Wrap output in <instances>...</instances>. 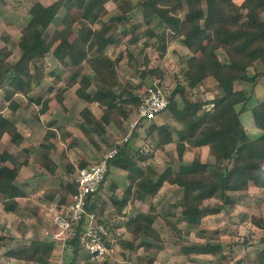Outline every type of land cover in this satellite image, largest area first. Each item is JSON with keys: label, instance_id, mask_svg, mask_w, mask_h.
Segmentation results:
<instances>
[{"label": "trees", "instance_id": "obj_1", "mask_svg": "<svg viewBox=\"0 0 264 264\" xmlns=\"http://www.w3.org/2000/svg\"><path fill=\"white\" fill-rule=\"evenodd\" d=\"M108 1L55 0L48 5L40 1L33 2L27 10L25 25L16 42L19 55L13 60L10 47L5 45L0 48V90L3 99L11 115H17L19 110V103L14 98L16 93L22 94L32 103L41 104L38 112L44 113L48 108L49 97L33 99L28 94L39 85L44 75V57L51 54L61 68L75 69L58 90L63 93L78 84L75 93L86 103L80 112L85 123L94 131L101 132V123L108 125L114 121L121 133L122 120L137 111L140 95L149 85L141 90L145 85L144 80L148 77L152 81L157 79L164 89L166 72L158 66L141 69L139 55L144 54L149 46L163 57L169 50L170 42L179 40L186 50V54L180 56L183 59L179 71L182 82L176 83L169 93L166 109L180 125L173 130L177 135L174 141L176 160L161 171H156L151 161L148 162L149 158H142L148 163L141 165L139 159L129 157V138L120 145L114 144L111 149H116V153L109 160V166L117 165L126 169L130 180L127 190L129 195L123 197L122 202L134 195L144 196L148 203L147 211H139L126 219L124 228L130 234V239L119 237L115 241L123 250L120 255H124L125 251L142 249L144 255L136 258V264H142L144 259L148 264H153L154 258L149 257L152 242L163 241L161 232L154 227L155 221L160 219L175 235L174 245L179 246L180 254L186 260L192 261L193 256L202 254V242L188 241L183 236H189L194 228L195 234L205 242V253L218 255L223 252V247L220 243H212V240H219L217 231L207 234L206 230L201 229L203 218L219 214L224 207H234L231 193L248 191L251 187L264 190V97L257 98L250 109L253 127L260 133L250 134L241 121V115L253 97L252 92L234 88L235 82L254 85L259 79H264V0H242L239 4L234 0H137L136 3L134 0H120L117 16H109L105 7ZM74 9L79 10V20L72 14ZM135 9L148 26L143 33H135L129 40L132 43L145 38L143 45L136 52L127 49L112 59L107 55L106 48L114 43L118 45L116 37L124 38L127 33L124 30L117 34V24L124 22L126 15ZM61 10L60 27L55 29L54 36L45 38L44 32ZM138 26L135 24L132 27L136 29ZM74 31L76 34L71 40ZM123 57L131 70L141 77L138 85L129 81L120 85L117 67ZM83 63L90 67V71L80 75ZM142 63H148L145 54ZM257 63L263 69L249 75V69H255ZM36 69L37 76L34 73ZM61 80V75L57 74L52 85H48L47 92H51ZM210 80L215 81L216 85L212 89L218 90V93L209 101L191 100L195 89ZM91 86L94 91L89 92ZM177 97L182 106L177 104ZM93 103L102 111L100 122L88 108ZM203 104H210V107L200 110ZM25 114L22 113V116L25 117ZM87 115H91V118ZM84 132L91 144H95L92 135L86 130ZM154 133L160 143L172 141V132L166 126L149 124L147 134L153 136ZM3 134H7L11 142L21 148L23 136L18 132L15 120L0 112V136ZM52 135L54 133L47 130L44 138L48 139ZM203 147H207L208 160L202 161L196 155L189 162H184L183 155L187 151ZM136 155L139 153L136 152ZM25 157L19 162L5 149L0 151V195L3 196L1 205L6 212L20 210L17 198L25 196L16 183L19 169L26 164L28 155ZM44 166L50 173L53 172L46 164ZM74 171L75 167L70 164L67 172L72 174ZM165 183L178 186L180 192L167 202L165 208L157 210L153 199ZM74 191L72 180L61 185L57 189L59 202L69 204ZM50 192L44 191L47 197ZM88 208L93 210L92 206ZM251 220L264 228V221L260 217L251 216ZM179 222L186 227L179 226ZM260 242L263 247L255 253L256 264H264V236ZM65 244L74 255L78 249H82L75 237L66 239ZM55 246L53 242L35 239L29 246L9 249L5 257L26 263L53 264ZM89 259L86 252L84 264H108L106 259L95 263ZM239 262L237 260L234 264ZM68 264H73V261Z\"/></svg>", "mask_w": 264, "mask_h": 264}, {"label": "rangeland", "instance_id": "obj_2", "mask_svg": "<svg viewBox=\"0 0 264 264\" xmlns=\"http://www.w3.org/2000/svg\"><path fill=\"white\" fill-rule=\"evenodd\" d=\"M36 1H40L43 5H48L55 0H0V48L4 47L5 45L10 47L13 53L11 57L13 60L19 55V50L16 46V42L18 41V38L20 36L21 29L25 25V15L30 5ZM119 1L120 0H109L108 2H106L105 7L109 12V16H117V14L119 13V9L117 8ZM136 1L137 0H134L133 2L136 3ZM234 1L239 4L242 0ZM62 14L63 10H61L59 16L49 26L48 30L44 32L45 38L54 36L53 33L55 29H58L60 27L59 17H61ZM72 14L77 20H79L78 9H74L72 11ZM126 17L127 18L124 20V22L117 24L116 31V33L118 34L121 31L126 30V36L124 38L116 37V39L119 40L118 45H115L114 43L106 48L107 55L112 59L117 57L120 52L125 53L127 49L136 52L137 49L143 45V41L145 38H141L139 41L132 43H130L129 39L133 37L135 33H143L148 25L143 21L142 16L138 13L137 9H135L133 12L128 13ZM135 24L139 25L136 29L132 27ZM74 26H78V24H75ZM75 34L76 31H74V33L70 36L71 40L74 38ZM175 51L176 54L178 53L179 57H183V55L186 54L185 48L182 46L180 41L176 39L170 42L169 50L163 57L159 56L157 50H154L148 46L144 50V54L148 58L147 65H144L142 63L144 54L139 55L141 69H144L146 67L150 68L152 66H158L166 72V76L163 81V87L168 95L174 88L176 83H178L179 81L182 82V76L179 71L181 69L183 59L182 57L179 58L175 54ZM43 61L45 63L44 65H42V68L44 69V75L41 78L39 85L35 86L28 95L33 99L41 97L42 100L46 97H49L48 106H50L49 108H51V116H48L44 119H52L53 117L64 118V121L62 122L60 127H69V129L73 130V132L77 135L78 139L75 140L76 143L73 145L76 147L77 145H79L80 148L82 147L81 150L91 146V142L88 145L86 144V139L88 138L86 137L85 133L78 130L77 127L79 124L85 122L82 116H78V112L81 111L84 106L86 107V103L78 98L75 93L78 84L67 88L63 93L58 90L59 87L65 85L75 69L73 67L67 69L61 68L59 64H57L56 59L51 54H46ZM117 68V77L121 86L124 85L126 81H129V83L134 85H138L141 82V77H139L138 73H135L131 70V68L127 64L126 58L123 57L122 60H120ZM262 69V66L257 63L255 69H249L248 74L253 75L255 70ZM37 71V69L34 70L35 76H37ZM89 71L90 67L86 63H83L80 68V75L88 74ZM57 74L61 75L62 80L57 84V86H55V88L51 92H47L48 85H52V80ZM151 82L152 78H146L144 80L145 85L141 87V90H143L145 86H147ZM215 85V81H207L205 85L195 89L191 96V100L199 101L212 98L216 93H218V90L212 89ZM235 86L238 89L244 88L247 93L252 92L253 97L246 105V111L241 115V121L250 134L254 133V135H257L260 133V131L253 127L250 109L252 105L257 101L258 97H264V79H259L254 85H252L251 83H245L243 85L241 82H237L235 83ZM225 88H227V84H225ZM92 91H94L93 86L89 88V92ZM3 98L4 95L0 90V112H2L5 116H11L10 110L7 106V102L4 101ZM14 98L19 99L21 103H26V99L20 93H16L14 95ZM176 101L179 106H182V102L179 97L176 98ZM27 107L30 108H27V111H25V108H22L23 111L34 115V113H37L39 111L41 104H37L35 106L31 104ZM88 108L91 110L93 109L94 115H96V119L100 122V117L102 115V111L100 110V108L95 103L89 104ZM238 108H240V106H238ZM112 115L113 114H111V116ZM136 118V112H133L129 118L122 120L121 133V129L116 127L114 121L110 122V124L108 125H106L105 123H101V132H96L90 125H87V129H89L88 132L93 133L92 137L96 147L94 156L98 157L99 155L101 156L105 154L114 146V144L120 145L125 137L129 138L131 136V133H133V136H135L134 139H136V137L138 136L136 135V133H138L140 136L138 146H135L136 144L134 145L135 147L128 146L129 150L131 151L132 157L138 159L139 155H141L142 153L140 157L150 158V164L156 171H161L170 162L174 163L176 160V148L174 141L177 139V135L173 130L179 128L180 125L172 117L171 113L168 110H164L153 120L139 121V123L136 125V128L131 133H129L127 129L128 124ZM151 123L163 126H165L166 124L167 126L170 125L169 127H167V129L172 132V141L160 143L159 138L155 136V133L153 136H149L147 134V128ZM19 127L20 129L23 128L21 125ZM139 130L141 131L140 133ZM133 136L131 138H133ZM29 138L35 142L34 138V140L30 136ZM97 141L99 143H97ZM5 142L8 144V136H5V134H3L2 136H0V151L5 149ZM72 143L73 140L69 138L67 142V148H69L70 144ZM73 151L77 154L81 153L77 151V149ZM136 152H138L139 155H136ZM33 155L35 156V154ZM196 155L199 156L202 161H206L209 159L207 147H203L200 150L192 149L187 151L183 155L184 162H189ZM140 163L144 162L140 161ZM36 173H38V171L34 169V171L22 172L20 174V180L23 181H20V183H24V185L26 186V190L30 191V194H33L31 196V200L34 203L35 208H33V205L31 206V209L33 210L30 211V215L22 217L20 216V210L16 212L4 211L1 205L3 196L0 195V264H36L26 263L15 258L5 257V252L9 249L29 246L35 239L46 240L56 244L53 252V264H68L72 261L73 264H84V261L86 260V252L84 251V253L82 251L83 249H78V252L76 253V255H74L71 248L66 246L63 239H57L56 237H54L56 229L55 227L53 228L54 224H50L53 223L52 218L54 212L56 210L60 211L59 208L61 206H59L58 209L57 207H54V210L52 211L45 210L47 212L43 213L39 211V206H36L35 200L37 199V197H39V195L35 191H37V189L40 187L38 183H33V179L37 178V176L35 175ZM67 178L68 182L72 180L73 175L70 177L67 176ZM50 180L51 178L48 177L46 183ZM54 180L55 183L58 182L57 179L54 178ZM16 182L18 183V181ZM36 187L38 188L36 189ZM166 189L167 188H165L164 190L160 189L157 196L153 199V203L156 205L155 207L157 210L165 208L167 202L178 195L173 190L175 188H173L172 190H170V193H172L170 197H166ZM230 195L233 197V200L235 202L234 207L227 206L224 207V209L219 214L208 215L204 217L201 224V229L206 230L207 234L212 233L215 230L217 231L216 233L219 236V240H212V243L213 245L220 243L223 247L222 253L218 255L206 254V248L204 246L205 242L195 234L196 229L194 228L192 229L189 236H183L188 238V241H196L199 243L202 242V254L193 256L192 261L186 260L185 257L180 254L179 246L174 245L173 240L175 239V235L168 227L164 226V223L160 219H158L155 221L154 227L161 232L163 241L152 242V248L149 250V257L154 258L153 264H234V262L237 260H240L239 264H256L255 253L257 250L263 247L262 243L260 242V238L264 236V228L255 225L251 220V216H255L257 218L260 217L264 221V190L251 187L248 189V191L231 193ZM28 201H25L23 199L21 203H23V205L27 207L31 204ZM211 202L214 203L213 201ZM146 209H148V203H146L145 210ZM39 214L43 215L42 219H45L44 221L40 222V219L38 218ZM133 214L134 213L131 212V215ZM174 219L176 220V217ZM43 222H45V224ZM43 226H46L47 231L39 234V231ZM179 226L183 228L186 227L185 224L180 222ZM123 235L120 236L123 240L130 239V234H126L125 238L123 237ZM111 238L109 237V240H111L110 242L113 244V253L106 258L108 264H136V258L138 256L144 255L142 249L131 252L125 251L124 255H120L119 253L122 250L119 248L115 241L117 238H119V235H113V237ZM89 260L91 263H95L94 260ZM142 264L148 263L144 259L142 260Z\"/></svg>", "mask_w": 264, "mask_h": 264}, {"label": "crops", "instance_id": "obj_3", "mask_svg": "<svg viewBox=\"0 0 264 264\" xmlns=\"http://www.w3.org/2000/svg\"><path fill=\"white\" fill-rule=\"evenodd\" d=\"M235 83H234V88L238 89L236 88ZM25 99H26L25 101L26 103H21L19 99L15 98V100L19 103V110L17 112L18 114L6 116L11 120H15L17 130L23 136V139H22L23 143L21 145V148L19 149L15 144H13V142H11L10 140V137L7 134H5V136L6 135L8 136V144L5 142L6 144L5 150L8 153H10L13 157H15L16 160L19 162H22L23 159L26 158L25 157L26 154L28 155L26 164H23L21 166L18 172V176L16 178V181H18V183L16 182L17 185L25 192L24 197L17 198V201L20 205V216L22 217L30 215L31 213L30 211L33 210L31 209L32 205H33V208H35V205L33 201L31 200V196L33 194H30V191L26 190L25 188L26 186L24 185V183L23 184L20 183L21 181L20 174L22 172H31V171H34V169L38 171V173L35 174L37 178L33 179V183H38L40 185L39 188L36 187V189L37 188L38 189L37 191H35L39 195V197H37V199L35 200L36 206H39L40 208L39 211L42 213L47 212L48 210L52 211L54 210V207H57L58 209L59 205L61 206L59 208L61 211L65 208L66 205L62 204V201L59 202V196L57 194V189H59L61 185H65L67 183V179H68L67 176L70 177L74 175V173L76 172L77 168L80 165L82 164L89 165L91 163H94L100 156V155L98 157L94 156L96 152L95 144H91V146L87 148L83 147L84 148L83 150H81L82 147L80 148L79 145H77V147L73 145L76 143L75 140H77L78 138H77V135L73 132V130L69 129V127L68 128L60 127L62 122L64 121L63 120L64 118L53 117L52 119H44L48 116L49 117L51 116L50 114L51 108H49L50 106H48L47 110L44 113L37 112V113H34V115H31L26 112L25 117H23L22 113L27 111L28 110L27 108H30L27 106L31 104H33L34 106L37 105L34 102L32 103L28 101L27 98ZM210 99L199 100V101H209ZM208 107H210V104H203L200 110H204ZM22 108H25L26 110L23 111ZM89 110L91 111V114L94 115L93 109L92 110L89 109ZM79 112H78V116L80 117ZM37 115L38 117L36 118ZM87 116L88 118H91V115H87ZM94 116L96 118V115ZM29 119H33L34 121H30ZM20 125L23 127L22 129H20L19 127ZM165 126L169 127L170 125L167 126L166 124ZM77 127H78V130H80L83 133H85L84 132L85 130L86 131L89 130L87 129L88 126L85 122L79 124ZM47 130L53 132L54 135L50 136L48 139H45L44 136ZM140 132L141 131L139 130V133ZM88 134L93 135L92 132H88ZM136 135H138L137 137L139 138L136 137V139H134L135 136H133L131 133V136L129 137V139L132 136L133 138H131L128 142L129 147L138 146L140 136L138 133H136ZM29 136L32 137V139L34 138L35 142L32 141L29 138ZM69 138L73 140V143L70 144L69 148H67L68 146L67 142ZM86 141H87L86 143L87 145L90 144V140L86 139ZM97 143L99 142L97 141ZM76 149L77 151L81 153L79 154L75 153L73 150H76ZM127 152L130 154L129 157H131L132 156L131 151L128 150ZM33 154H35V156ZM141 155H139V158H138L139 162L143 160L142 157H140ZM46 158L47 160L44 161V159ZM145 158H148V157H145ZM149 161H151L150 158L148 162ZM148 162H144V163L146 164ZM144 163H140V164L142 165ZM45 164L47 167H49V170L53 171L52 173H50V171L47 170V168L44 166ZM70 164L75 167V171L73 174L67 172V168L68 166H70ZM48 177H50L51 180L46 183V180H48ZM54 178L58 180L57 183H55ZM129 185H130V180L128 177L127 170L117 165L110 166L109 173L106 177V180L100 185L96 193L90 198L89 206L93 207V211L97 213V215L102 219V221L106 225L108 236L110 238L113 237V235H119L120 237L123 234L125 235L129 234L126 232L124 228V223L126 219H128V217L132 216L131 212L136 214L139 211L141 212L147 211V209L145 210V206L147 202L144 200V196L140 197V196L132 195L130 196L131 198L128 196L129 197L128 200L126 202H122L123 200L122 198L123 197L125 198L127 195H129L127 192ZM165 188H167L166 197H170V195L172 194L170 193V190H172L173 188H175L173 190L177 194H179L180 192V188L176 185L165 183L161 189L164 190ZM46 190L51 191L49 193V197H47V195L44 193V191ZM23 199L25 201L29 200L28 202H30L31 204L28 205L27 207L24 206L23 203H21ZM55 212H59V211L56 210ZM45 214H48V213H45ZM42 216L43 215L39 214L38 218L40 219V222L45 220V219H42ZM43 223L45 224V222ZM50 225H53V223ZM53 228H54V225H53ZM44 231H47L46 226H43L40 229L39 234H42ZM125 235H123L124 238H125Z\"/></svg>", "mask_w": 264, "mask_h": 264}, {"label": "built area", "instance_id": "obj_4", "mask_svg": "<svg viewBox=\"0 0 264 264\" xmlns=\"http://www.w3.org/2000/svg\"><path fill=\"white\" fill-rule=\"evenodd\" d=\"M168 94L154 79L141 93L137 107V118L128 124L131 133L140 120H153L158 114L167 109ZM128 138L125 137L124 141ZM116 149H111L99 156L90 166L78 167L73 175L75 191L69 204L53 214L52 222L56 229L54 237L63 239L75 237L81 248L95 262L106 259L113 253V244L109 242L107 227L95 211L88 208L90 198L109 173V160L115 156ZM89 199V202H88ZM79 227V228H78ZM63 241V242H64ZM108 242V243H107Z\"/></svg>", "mask_w": 264, "mask_h": 264}]
</instances>
